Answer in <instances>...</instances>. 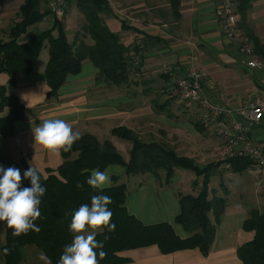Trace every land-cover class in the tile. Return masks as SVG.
<instances>
[{"label":"crops","instance_id":"crops-1","mask_svg":"<svg viewBox=\"0 0 264 264\" xmlns=\"http://www.w3.org/2000/svg\"><path fill=\"white\" fill-rule=\"evenodd\" d=\"M25 1L0 0V38L3 40L10 39L9 31L20 21V8ZM231 1L238 6V0ZM41 2L44 13L45 2ZM68 2L63 22L69 42L84 41L93 45V40L85 36L86 19L77 0ZM107 2L101 18L126 47L133 50L142 41L145 73H132L129 82L118 87L100 78L99 69L85 60L81 72L68 77L58 97L48 99L50 88L45 70L50 59L49 44L43 47L34 71L18 74L15 85L9 83L8 74L0 73V86L6 87L8 95L16 96L26 109L25 118L15 125L13 137L0 134V166L18 168L22 176L30 164L46 177L50 171L58 170L64 163L62 153L52 156L33 147L32 127L48 118L66 120L81 136L93 135L100 143L110 141L126 162L130 160L133 145L113 135L119 127L133 131L144 143L159 144L179 157L194 161L200 168L225 161V141L203 122L201 109L171 97V80L163 73L165 65L176 78L184 76L195 65L204 74L205 96L214 105L224 107L228 121L242 123L248 128L250 139L264 147V118L254 122L241 112L264 100V72L248 68L244 56L226 37L222 22L216 16L222 0H181L179 20L174 19L169 0ZM122 21L130 28L123 30ZM239 23L245 26L242 30L245 36L248 32L255 36L258 48L246 38L257 50L255 53L264 59V0H255L245 21L240 15ZM30 28L35 32L28 34L27 31L19 39L20 44L50 29L45 21ZM46 47L48 54H43ZM8 114L9 109H5L0 118ZM107 168L111 173V187L126 186L125 206L131 215L147 226L169 224L182 239L191 236L176 222L182 212L180 196H198L203 177L176 168L168 183L163 170L129 175L120 165ZM223 184L227 186V193ZM216 196L225 198L227 207L209 256L198 249L163 254L158 246L124 251L120 256L130 259L132 264H243L238 249L255 238V232L246 231L244 223L252 210L264 213V175L254 164L242 173L226 170L222 165L213 170L210 182L209 198ZM6 229V222L0 221V264H5L1 248L6 243ZM42 255L45 257L34 247H25L22 264H47Z\"/></svg>","mask_w":264,"mask_h":264},{"label":"trees","instance_id":"trees-1","mask_svg":"<svg viewBox=\"0 0 264 264\" xmlns=\"http://www.w3.org/2000/svg\"><path fill=\"white\" fill-rule=\"evenodd\" d=\"M169 1L174 19L179 20L181 0ZM254 1L238 0L237 10L242 21H245ZM77 4L86 19L85 36L93 40V45L84 41L69 42L63 21H57L50 29L34 35L27 43L20 44L19 39L28 29L43 22L49 14L47 10L42 13L41 0L25 1L20 8V21L9 31L10 39L5 41L0 38V73L9 75L11 85L16 84L18 74H30L34 71L46 42L49 44L50 54L45 70L50 88L48 99L58 97L68 77L81 72L85 60H90L99 69L100 78L108 84L120 87L129 82L131 74L136 72L133 53L138 51L137 45L133 50L126 47L121 43L119 35L112 33L101 18L104 8L108 7L107 0H77ZM122 27L123 30L130 28L125 21H122ZM240 28L245 30L243 24H240ZM246 37L254 43L255 48L259 47L254 35L248 32ZM5 109H9V114L0 118V134L10 138L15 134L16 123L25 118L26 109L16 96L8 95L6 87L0 86V113ZM113 135L132 143L129 162L124 160L110 141L100 143L90 134L81 136L70 151L61 152L63 165L56 171H50L47 179L41 176V184L46 192L41 197L39 206L41 216L35 221L40 231H29L27 235L13 237L12 230L7 228L6 243L1 248V259L5 264H22L25 247L36 248L51 264H58L65 245L70 244L73 239L69 224L74 211L81 204L90 206L93 195L111 197L112 203L108 208L113 213L112 223L116 225L115 231L108 232L105 229L96 236L97 241L104 243L103 250L107 253L100 264H132L130 259L120 256V253L150 246H158L163 254L198 249L204 256H209L217 226L227 207L225 198H209L213 170L229 162L231 171L242 173L253 164L251 159L236 157L200 168L194 161L179 157L159 144L142 142L133 131L125 127L116 128ZM111 165L125 167L129 175L158 173L163 170L168 183L176 168L190 170L203 177L198 196H180L182 212L176 222L191 236L182 239L169 224L147 226L131 215L125 206V185H114L100 191L86 183L92 169L103 171ZM77 182L83 183V189L76 187ZM30 186L28 179L22 183V187ZM222 187L227 193V186L223 184ZM244 229L254 231L255 238L238 249L239 259L243 264H264V213L252 210L244 223ZM5 248L10 250L8 255L3 252Z\"/></svg>","mask_w":264,"mask_h":264},{"label":"clouds","instance_id":"clouds-1","mask_svg":"<svg viewBox=\"0 0 264 264\" xmlns=\"http://www.w3.org/2000/svg\"><path fill=\"white\" fill-rule=\"evenodd\" d=\"M33 147L46 151L49 155L59 156L61 152L71 150L73 144L81 139L78 131H73L72 125L59 118L43 119L39 125L32 127ZM43 173L37 167H30L23 172L15 167L0 166V221L6 222L12 230L13 237L27 235L29 231L39 232L35 221L40 218L41 197L46 188L41 184ZM22 179L30 180V187H22ZM44 179H47L44 176ZM86 183L94 190L103 191L111 187V173L108 168L101 171L92 169ZM77 188L83 189V183L77 182ZM112 199L106 195H93L91 204H81L74 211L69 224V232L73 234L70 244L65 245L58 264H100L107 253L104 243L97 241L96 236L105 229L115 231L112 223L113 213L108 205ZM107 239V237H105ZM97 249L99 252L97 253ZM8 255L10 250H3ZM41 259H47L43 255ZM47 264H51L48 260Z\"/></svg>","mask_w":264,"mask_h":264},{"label":"built area","instance_id":"built-area-1","mask_svg":"<svg viewBox=\"0 0 264 264\" xmlns=\"http://www.w3.org/2000/svg\"><path fill=\"white\" fill-rule=\"evenodd\" d=\"M49 14L43 21L51 27L57 21H64L68 9L67 0H44ZM216 16L222 22L224 33L244 56L247 67L252 70L264 72V59L259 57L250 45L244 32L240 28V14L237 6L231 0H222L216 9ZM138 51L133 54V67L137 73H145L142 67L144 44L141 40L137 43ZM164 75L170 77L169 91L173 99L197 105L202 111V120L212 127L216 135L225 141V160L229 161L239 156L251 159L254 167L264 175V147L253 142L248 133V128L239 122L228 121V111L224 107L214 105L204 94V74L192 65L188 72L179 78L172 75L168 65L163 67ZM249 120L259 122L264 118V100H259L241 111ZM241 151L238 152V148ZM226 170H231V164L226 162Z\"/></svg>","mask_w":264,"mask_h":264},{"label":"rangeland","instance_id":"rangeland-1","mask_svg":"<svg viewBox=\"0 0 264 264\" xmlns=\"http://www.w3.org/2000/svg\"><path fill=\"white\" fill-rule=\"evenodd\" d=\"M69 8V7H68ZM45 9H46V6H45ZM48 23V22H47ZM48 27H51V25L48 23ZM35 32V29L34 28H30L29 30H28V34H31V33H34ZM46 45H48V43L46 42L45 44H44V47L46 46ZM43 54H48V49H47V47L44 49V51H43ZM184 172H186V173H189L190 175H195L193 172H189V171H184ZM214 186H215V183H214Z\"/></svg>","mask_w":264,"mask_h":264}]
</instances>
